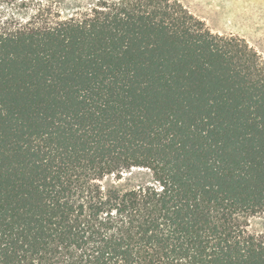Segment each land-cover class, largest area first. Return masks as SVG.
Returning <instances> with one entry per match:
<instances>
[{
	"label": "trees",
	"instance_id": "trees-1",
	"mask_svg": "<svg viewBox=\"0 0 264 264\" xmlns=\"http://www.w3.org/2000/svg\"><path fill=\"white\" fill-rule=\"evenodd\" d=\"M0 264H264V58L178 0H0Z\"/></svg>",
	"mask_w": 264,
	"mask_h": 264
},
{
	"label": "rangeland",
	"instance_id": "rangeland-1",
	"mask_svg": "<svg viewBox=\"0 0 264 264\" xmlns=\"http://www.w3.org/2000/svg\"><path fill=\"white\" fill-rule=\"evenodd\" d=\"M61 9L86 7L91 0H47ZM214 34L244 39L264 58V0H178Z\"/></svg>",
	"mask_w": 264,
	"mask_h": 264
}]
</instances>
